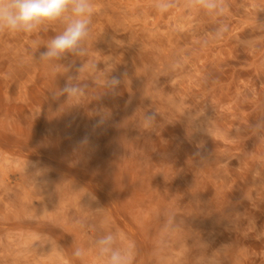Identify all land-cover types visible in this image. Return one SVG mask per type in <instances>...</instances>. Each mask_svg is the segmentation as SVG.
Segmentation results:
<instances>
[{
    "label": "rangeland",
    "instance_id": "1",
    "mask_svg": "<svg viewBox=\"0 0 264 264\" xmlns=\"http://www.w3.org/2000/svg\"><path fill=\"white\" fill-rule=\"evenodd\" d=\"M93 3L54 68L61 25L0 33V264H103L106 232L133 264H264V0Z\"/></svg>",
    "mask_w": 264,
    "mask_h": 264
},
{
    "label": "clouds",
    "instance_id": "2",
    "mask_svg": "<svg viewBox=\"0 0 264 264\" xmlns=\"http://www.w3.org/2000/svg\"><path fill=\"white\" fill-rule=\"evenodd\" d=\"M199 3L209 14H221L224 11L220 0H199ZM158 7L166 11L170 5L161 3ZM94 13L93 0H0V33L31 35L47 31L54 24L61 25L62 29L44 44L45 50L40 52L38 59L54 68L58 66L56 62L66 54L87 56L86 44ZM90 68L97 71L96 63H92ZM104 79L103 86L112 91L120 84L116 77L107 79L105 75ZM86 90V84L74 83L73 78L69 77L60 92L71 98L84 95ZM154 122V116L143 118V123L148 126L146 129H152ZM122 240L121 234L106 232L94 241L96 255L103 264H133L134 245L129 243L124 246ZM87 255L88 249L83 247H76L71 253L77 261H83Z\"/></svg>",
    "mask_w": 264,
    "mask_h": 264
}]
</instances>
